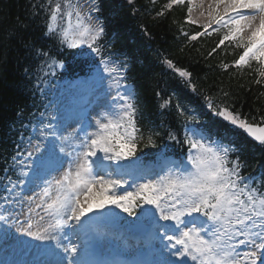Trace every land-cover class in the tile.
Masks as SVG:
<instances>
[{
	"label": "snow or ice",
	"instance_id": "snow-or-ice-1",
	"mask_svg": "<svg viewBox=\"0 0 264 264\" xmlns=\"http://www.w3.org/2000/svg\"><path fill=\"white\" fill-rule=\"evenodd\" d=\"M132 2L128 0L129 4ZM184 2L168 0L165 8L171 9L173 5ZM192 2L188 0L187 19L195 24L197 21L191 19ZM33 7L37 9L33 16L41 10L46 12L44 36L54 39L61 50L64 46L76 49L79 45H87V52L79 51L71 55L98 58L99 68L107 74L104 76L98 72L99 82L102 84L106 78L110 79L116 86V92L111 98L105 94L100 105L103 111L94 118V131L85 132L86 127L93 126L91 122L77 125L78 131L72 137L77 141L75 144L69 143V136L58 134L57 125L51 122L57 120L56 116H52L48 123L44 122L45 112L39 114L41 119L39 127L33 129L34 135H30L26 142L21 138L16 144L13 160L19 162L20 158H25L27 161V170L21 168L17 177L19 185L38 182L44 172L63 168L58 177L44 180L45 187L38 197L39 203L33 196L27 197L28 213L38 215L35 209L42 208L44 215L39 219L43 221L47 216L49 222L35 231L31 224L18 231L41 241H56L55 247L62 248L63 252V255L56 253L59 256L57 264H65V261L66 264H92L84 259L82 247L71 243L62 246L54 233L65 226L83 227L82 218L87 213L115 206L130 216L150 217L155 226L163 231V239L168 241L163 248L169 259L160 264H186L181 259L184 257L193 264H264V175L255 180L242 174L244 162L240 147L219 133H212L196 115L187 116L183 143L189 145L187 161L191 167L181 170L174 166L175 171L169 170L155 179L133 175L127 165L120 163L131 161L136 156L137 138L141 133L137 126L138 109L134 92L127 83H121L127 80L130 65L127 59L122 61L116 57L112 44L105 39L103 21L99 15H92L100 12L98 0H92L88 12H82L74 0H47L45 4ZM157 15H163V10ZM207 16L208 21L203 25L206 32L210 28L211 32L225 30L209 55L227 41L241 50L234 65L251 67L252 62H256L255 82L261 83L264 80V0H210ZM212 25L216 27L212 28ZM202 34L196 33L190 39L195 40ZM36 52L37 56L45 58L41 61L44 69L62 66L50 52L42 49ZM163 63L180 77L187 78L189 86L195 90L189 72L175 68L169 59ZM223 67L228 68V65ZM41 73L45 76L49 74L43 69ZM206 101L216 115L264 146V126H260L264 124V118L260 124L252 123L226 107L216 110L212 101L207 98ZM169 105L170 99H162L159 107L167 109ZM176 108L181 115H185L186 110L180 104ZM189 121L195 126H190ZM168 138L176 140L172 132L168 133ZM140 139H143L142 135ZM147 144L155 146L152 136L147 138ZM103 161H111L113 165L106 176L98 174L109 167ZM65 162L67 167H64ZM114 175L128 176L136 191L125 190L123 185L128 184V180L112 178ZM137 179L143 182L135 185ZM14 189L15 184H12L7 191ZM118 190L124 194L117 195ZM5 203L17 201L5 198ZM33 203L35 208L30 206ZM142 205L153 206L160 220L173 223L159 224L155 221L152 208ZM138 208L139 214L136 211ZM0 220L6 221L7 217L0 216ZM169 231L173 235H167Z\"/></svg>",
	"mask_w": 264,
	"mask_h": 264
},
{
	"label": "trees",
	"instance_id": "trees-1",
	"mask_svg": "<svg viewBox=\"0 0 264 264\" xmlns=\"http://www.w3.org/2000/svg\"><path fill=\"white\" fill-rule=\"evenodd\" d=\"M45 2L47 0H0V161L13 149L14 134L22 130V116L33 104V94L30 95L33 86L27 77L41 59L36 50L50 52L52 48L49 38L44 36L46 12L41 10L38 15H32L37 11L33 5ZM167 2L133 0L129 4L128 0H101L105 11L109 9L108 18L114 20L123 51L132 58L130 77L138 87L141 117L149 133L155 136L158 125H169L171 118L178 117L177 109L170 113L159 111L160 98L174 91L181 102H190L184 96L188 86L182 85L183 82L166 69L165 59L190 73L195 88L190 87L194 102L199 101L202 93H213L253 120L264 118V80L259 84L255 82L257 67L235 66L239 49L227 41L209 55L216 48L217 36L190 39V34L197 32V26L186 21V6L167 9ZM161 10L163 15L158 16ZM225 64L228 68L223 67Z\"/></svg>",
	"mask_w": 264,
	"mask_h": 264
},
{
	"label": "rangeland",
	"instance_id": "rangeland-1",
	"mask_svg": "<svg viewBox=\"0 0 264 264\" xmlns=\"http://www.w3.org/2000/svg\"><path fill=\"white\" fill-rule=\"evenodd\" d=\"M209 2H210V0H199L198 4H199L200 7L199 8H193V11H194L195 15L197 16V20H200L203 17L201 15V13H203V15L207 16V13H208V10H209ZM220 11L221 12L223 11V6L222 5L220 6ZM207 18H208V16H207ZM61 23H63V22H61ZM79 46H84V45H79ZM102 111H103V109L100 107L99 111H97V113H96V116L99 115L100 112H102ZM94 130H95V128H94ZM58 133H59L60 136H69L70 137V140H69L70 144H75L77 142L76 140L72 139V137L74 136L75 132L71 133V129H69V130L64 129L63 130V129H61V127H59ZM82 136H83V133H81V138H82ZM65 167H67V163L66 162H65ZM43 215H44V213L42 214V216ZM48 222H49V217L45 216L44 220L41 221L40 226H42L43 223L47 224ZM41 243L44 244V245H49L51 247H54L56 245V241H53V240H45V241H41ZM53 254H55V253H53Z\"/></svg>",
	"mask_w": 264,
	"mask_h": 264
}]
</instances>
